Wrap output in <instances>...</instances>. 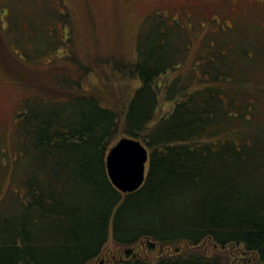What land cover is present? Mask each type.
<instances>
[{"label":"trees","instance_id":"16d2710c","mask_svg":"<svg viewBox=\"0 0 264 264\" xmlns=\"http://www.w3.org/2000/svg\"><path fill=\"white\" fill-rule=\"evenodd\" d=\"M177 24L142 28L134 62L120 63L139 83L126 94L84 91L55 72L26 99L12 166L0 165V189L12 177L0 201V264H264V116L248 91L264 57L251 63L255 52L243 48L252 42L213 43L204 54L206 43L181 73L189 38ZM160 97L172 107L158 116ZM120 136L148 150L145 180L129 194L106 173ZM203 244L213 256L196 250Z\"/></svg>","mask_w":264,"mask_h":264},{"label":"rangeland","instance_id":"374dc122","mask_svg":"<svg viewBox=\"0 0 264 264\" xmlns=\"http://www.w3.org/2000/svg\"><path fill=\"white\" fill-rule=\"evenodd\" d=\"M44 6L54 13L45 15ZM174 20L191 46L188 44L181 73L192 68L206 43L204 54L215 50L214 44L252 42L256 48H243L255 52L251 63L257 65L263 60L264 0H0V165L9 169L12 166L16 149L13 124L24 102L44 91L55 72L80 84L84 91L98 87L126 94L139 83L122 74L126 66L120 63L134 62L142 28L160 22L170 28ZM231 48L245 60L240 53L243 49L235 45ZM112 61H116L118 69L108 67L106 63ZM195 66H200L199 62ZM175 75V71L170 72L160 81L169 82ZM251 80L248 91L254 95L257 111L263 117L264 99L257 96L264 90V75L252 74ZM238 82L232 80L233 84ZM171 107L160 97L158 116ZM259 129L263 131V126ZM11 183L7 171L2 178L0 201ZM106 245L111 252L116 249L111 238ZM165 250L170 252L172 248ZM196 250L209 257L215 248L203 244ZM229 250L238 263L242 254L238 249Z\"/></svg>","mask_w":264,"mask_h":264},{"label":"water","instance_id":"95a60500","mask_svg":"<svg viewBox=\"0 0 264 264\" xmlns=\"http://www.w3.org/2000/svg\"><path fill=\"white\" fill-rule=\"evenodd\" d=\"M148 150L140 141L122 137L112 145L105 158L108 180L122 194L138 190L146 177Z\"/></svg>","mask_w":264,"mask_h":264}]
</instances>
